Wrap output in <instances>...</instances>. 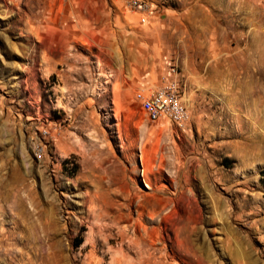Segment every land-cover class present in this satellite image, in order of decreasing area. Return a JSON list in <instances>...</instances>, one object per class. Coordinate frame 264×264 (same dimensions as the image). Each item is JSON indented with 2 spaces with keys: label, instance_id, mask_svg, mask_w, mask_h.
<instances>
[{
  "label": "rangeland",
  "instance_id": "obj_1",
  "mask_svg": "<svg viewBox=\"0 0 264 264\" xmlns=\"http://www.w3.org/2000/svg\"><path fill=\"white\" fill-rule=\"evenodd\" d=\"M150 1L0 0V264H264V0Z\"/></svg>",
  "mask_w": 264,
  "mask_h": 264
},
{
  "label": "built area",
  "instance_id": "obj_2",
  "mask_svg": "<svg viewBox=\"0 0 264 264\" xmlns=\"http://www.w3.org/2000/svg\"><path fill=\"white\" fill-rule=\"evenodd\" d=\"M127 5L138 12V21L146 23L154 12L150 0H127ZM177 92H180V84L175 76H162L158 86L149 92H137L136 96L149 120L156 121L162 117L171 121H179L184 125L189 119V111L186 106H180L177 102ZM48 133L47 129H43ZM35 149L41 153L40 143L35 144Z\"/></svg>",
  "mask_w": 264,
  "mask_h": 264
},
{
  "label": "bare ground",
  "instance_id": "obj_3",
  "mask_svg": "<svg viewBox=\"0 0 264 264\" xmlns=\"http://www.w3.org/2000/svg\"><path fill=\"white\" fill-rule=\"evenodd\" d=\"M177 102L180 106H186L184 104V102L182 101V97H181V92H177ZM171 123H173L176 126H182L179 121H171ZM147 185L149 186V184L147 183Z\"/></svg>",
  "mask_w": 264,
  "mask_h": 264
},
{
  "label": "crops",
  "instance_id": "obj_4",
  "mask_svg": "<svg viewBox=\"0 0 264 264\" xmlns=\"http://www.w3.org/2000/svg\"><path fill=\"white\" fill-rule=\"evenodd\" d=\"M83 1L85 4H88V3L92 2L93 0H83ZM100 2H101V0H100Z\"/></svg>",
  "mask_w": 264,
  "mask_h": 264
},
{
  "label": "trees",
  "instance_id": "obj_5",
  "mask_svg": "<svg viewBox=\"0 0 264 264\" xmlns=\"http://www.w3.org/2000/svg\"><path fill=\"white\" fill-rule=\"evenodd\" d=\"M79 241V240H78Z\"/></svg>",
  "mask_w": 264,
  "mask_h": 264
}]
</instances>
